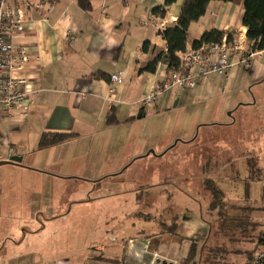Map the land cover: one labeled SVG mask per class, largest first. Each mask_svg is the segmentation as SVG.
<instances>
[{
    "label": "crops",
    "instance_id": "crops-1",
    "mask_svg": "<svg viewBox=\"0 0 264 264\" xmlns=\"http://www.w3.org/2000/svg\"><path fill=\"white\" fill-rule=\"evenodd\" d=\"M85 2L89 5L88 9L82 7L80 0H31L32 5L40 3V8L24 6L26 21L23 35L13 43L16 47L24 46L28 49L30 62L20 76L28 80L32 93L24 107L27 117H21L15 111L0 122L2 158H22L21 163L0 166V217L8 213L14 219L15 225L10 230L11 233L39 234L57 223L60 217L69 216L61 213L63 210L55 204L54 199L50 200L51 205L48 206H44L42 202L45 183H66L77 177L75 172L64 166L68 161L74 162V155L70 160L65 157L63 161L54 159L57 153H69L65 152L68 149L58 151L57 148L62 147L60 145L68 142L71 146L77 145L83 137H92L96 142L102 139L109 145L115 141L122 152L120 157L114 156L112 160H106L113 172L109 171L102 177H119L141 160H164L167 153L154 155L149 152V149L154 148L153 142L148 141L142 148L140 141L150 138L155 132L156 113L162 115L169 104L174 102L176 107L182 106L183 110V95L186 92L193 91L197 97H202L220 87L221 83L227 89L232 87L233 93L238 88L253 89L254 86L264 84V51L252 59L250 70L239 64L240 55H233L231 61L235 66L227 76L208 75L194 89L170 91L151 107H144L143 99L156 84L164 80L168 72L163 63L158 64L155 73L141 70L160 55L166 54L167 44L161 33L176 25L185 0H175L167 6L163 18L155 16L153 11L165 7L167 0ZM51 5L54 8L49 13ZM244 15L242 4L211 2L205 15L191 24L187 49L192 48L193 41L200 40L205 32L212 30L233 33L234 40L241 37L247 44ZM145 43H149L147 51L143 50ZM118 74L123 75L122 83H111V77ZM213 77L218 80L214 81ZM111 89H114L113 93L110 92ZM239 101L243 100L237 98L235 104ZM258 102L256 100L248 106L256 107ZM181 115L183 120V114ZM219 116L220 113L217 112L204 113L201 124L204 128L231 126L217 122ZM165 122L166 117H160L157 125L160 131H164ZM56 133L74 137L68 142L39 149L43 135ZM177 136L180 141L183 140V133L180 132ZM68 144H65L66 148H69ZM2 148L6 149L3 153ZM10 148H14V152H10ZM114 152L116 153H112ZM90 154L88 153L87 158V154L83 153V158L90 161ZM46 155L47 160H44ZM209 158H213V155L206 160ZM6 173L18 176L13 194L14 203L11 206L6 204L7 189L11 184L6 178L1 179ZM81 178L82 174L77 177L79 180ZM248 187V196L244 199L248 197L250 204L256 209L253 217L259 222L258 213H264V180L261 186L263 194L259 199L252 198V186ZM183 194L185 199L195 203L197 209L183 207V211L192 218H179L177 237L161 236L158 229L156 243L148 239L143 247L139 238L138 244H126L125 251L130 254L128 260L123 258L119 261L116 254L103 260L93 257L86 264H153L155 260L160 261L157 264H178L190 249V239L201 244L209 233V226L204 220L209 194L202 190L203 202L186 192ZM226 200L228 201L227 198ZM41 214L47 219L44 224L30 220L33 216L41 218ZM261 224V231L264 232V224ZM37 228L40 230H36ZM112 237L111 235V239ZM7 241L13 242V239L7 238ZM160 242L169 243V246L162 248ZM140 246L143 251L140 250L146 252L143 259L138 252ZM259 250H264V246ZM155 255H158V259H155ZM236 263L248 264L245 260H236ZM46 264L73 263L70 259L60 258L56 263ZM79 264H83L82 260Z\"/></svg>",
    "mask_w": 264,
    "mask_h": 264
},
{
    "label": "rangeland",
    "instance_id": "rangeland-1",
    "mask_svg": "<svg viewBox=\"0 0 264 264\" xmlns=\"http://www.w3.org/2000/svg\"><path fill=\"white\" fill-rule=\"evenodd\" d=\"M231 89L221 83L207 96L197 97L193 91L186 92L183 110L174 102L162 115L156 113L155 132L150 138L142 139L140 144L143 148L148 141L153 142L154 148L149 152L167 153L164 160H141L119 177H102L110 171L106 160L120 157L122 152L115 141L109 145L102 139L96 142L92 137H83L77 145L65 143L69 148L65 144L60 145L62 147L57 148L58 151L68 149L65 152L69 153H57L54 159L63 161L65 157L70 160L74 155V162L68 161L64 166L75 172L77 177L82 174L83 178L79 180L76 177L66 183H45L42 202L48 206L54 199L63 210L61 213L69 216L60 217L57 223L35 235L11 233L14 219L8 213L0 217V264H46L56 263L60 258L70 259L73 264L82 260L86 264L93 257L103 260L116 254L119 261L123 258L128 260L130 254L125 251V246L130 240L140 238L143 247L148 239L156 243L161 223L170 224L174 215L180 219L192 218L183 211V207L192 210L197 207L185 199L183 193L203 202L202 190L207 179L213 180L233 203L244 202L249 185L252 186V198H261L264 180V84L253 89L238 88L235 93ZM237 98L243 101L235 104ZM256 100L259 101L256 107L248 106ZM208 112L220 113L217 122L231 126L204 128L201 118ZM160 117H166L164 131L157 126ZM180 132L183 133L181 141L177 136ZM5 150L2 148V153ZM83 153L87 158L91 153L90 161L83 158ZM211 155L213 158L206 160ZM44 160H47V155ZM5 178L11 184L6 195V204L11 206L18 176L6 173L1 179ZM40 217L33 216L30 220L44 224L47 219L42 214ZM258 219L264 224L263 212L258 213ZM111 235L116 240H112ZM7 238H12L13 242ZM159 244L162 248L169 246L166 242ZM140 249L141 246L138 252L143 259L146 252Z\"/></svg>",
    "mask_w": 264,
    "mask_h": 264
},
{
    "label": "trees",
    "instance_id": "trees-1",
    "mask_svg": "<svg viewBox=\"0 0 264 264\" xmlns=\"http://www.w3.org/2000/svg\"><path fill=\"white\" fill-rule=\"evenodd\" d=\"M174 1L167 0L165 7L155 9L153 14L163 18L166 7ZM211 2L242 4L245 11L243 26L247 29V48L251 53L264 51V0H185L176 25L161 33L167 44L166 54L157 57L141 71L155 73L159 63L167 66V72L179 71L182 55L190 41L189 28L205 15ZM80 3L84 9H88L89 5L85 0H80ZM225 37L228 42L234 40L233 33L215 30L205 32L200 40L192 42V47L198 49L205 44L221 43ZM148 49L149 43H145L143 50ZM73 137L70 134H45L40 140L39 149L68 142ZM204 190L210 197L204 218L209 226L208 236L201 244L190 239V249L178 264H237L236 260H245L250 264L256 252L264 246L262 224L253 217L256 209L250 204L248 197L243 203L228 202L213 180L205 181ZM178 226L179 216L174 215L170 224H160L159 235L175 238Z\"/></svg>",
    "mask_w": 264,
    "mask_h": 264
},
{
    "label": "built area",
    "instance_id": "built-area-1",
    "mask_svg": "<svg viewBox=\"0 0 264 264\" xmlns=\"http://www.w3.org/2000/svg\"><path fill=\"white\" fill-rule=\"evenodd\" d=\"M24 6L39 9L41 5H32L31 0H0V122L15 111H18L21 117H27L24 107L32 93L28 80L20 76L30 62L28 49L24 46L16 47L13 43L23 35V25L26 21ZM53 8L51 5L48 12L51 13ZM258 54L249 52L241 37L232 42H228L225 37L221 43L187 49L182 55L181 69L168 72L164 80L156 84L143 99L142 105L151 107L170 91L194 89L208 75L227 76L235 66L231 61L233 55H240L239 64L251 69L252 59ZM110 80L113 84H121L123 75H113ZM110 92L113 93L114 89ZM1 145L0 141V162H11L12 158H2ZM10 152H14V148H10ZM138 243L139 238L128 242L129 245ZM155 259H158V255H155ZM159 262L155 260L153 264ZM250 264H264V250L257 251Z\"/></svg>",
    "mask_w": 264,
    "mask_h": 264
},
{
    "label": "water",
    "instance_id": "water-1",
    "mask_svg": "<svg viewBox=\"0 0 264 264\" xmlns=\"http://www.w3.org/2000/svg\"><path fill=\"white\" fill-rule=\"evenodd\" d=\"M152 154H154V153L152 152ZM21 162H22V158L14 157L11 162H5V161L4 162H0V166L6 165V164H9V163H21ZM163 264H168V263L164 262Z\"/></svg>",
    "mask_w": 264,
    "mask_h": 264
}]
</instances>
